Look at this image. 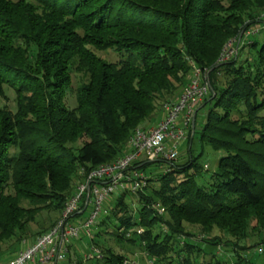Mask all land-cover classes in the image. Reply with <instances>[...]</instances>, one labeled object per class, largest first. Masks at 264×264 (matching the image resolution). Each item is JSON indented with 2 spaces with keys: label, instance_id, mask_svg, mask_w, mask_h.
Returning <instances> with one entry per match:
<instances>
[{
  "label": "trees",
  "instance_id": "1",
  "mask_svg": "<svg viewBox=\"0 0 264 264\" xmlns=\"http://www.w3.org/2000/svg\"><path fill=\"white\" fill-rule=\"evenodd\" d=\"M243 29L234 56L219 62ZM190 62L210 87L196 108L207 107L200 143L224 155L206 174L202 154L188 155L142 190L116 195L94 224L90 241L102 256L90 260L122 264L94 238L108 236L140 246L151 264H223L206 252L216 245L247 264V231L264 228V0H0V99L3 86L15 93V110L0 105V246L48 231L80 170L119 157L186 85ZM75 71L84 80L69 105Z\"/></svg>",
  "mask_w": 264,
  "mask_h": 264
},
{
  "label": "built area",
  "instance_id": "2",
  "mask_svg": "<svg viewBox=\"0 0 264 264\" xmlns=\"http://www.w3.org/2000/svg\"><path fill=\"white\" fill-rule=\"evenodd\" d=\"M248 33V32H247ZM229 41L220 54L223 62L236 50ZM192 71L186 85L173 100L160 105L162 116L152 125L137 127L127 140L123 153L116 159L100 164L89 172L80 170L83 178L76 182L73 193L65 200L59 220L51 228L24 241L6 262L0 264H76L67 261L68 245L80 236H91L94 224L106 209L109 198L124 192L135 193L147 185L143 170L132 168L143 161L169 165L179 156L178 146L194 124L197 106L210 91L208 73L190 62ZM137 166V167H138ZM105 205V206H104ZM156 210L163 212L157 204ZM78 214H82L78 217ZM141 229L137 232L140 234ZM258 253L263 247H258ZM98 248L93 246L84 259L98 257Z\"/></svg>",
  "mask_w": 264,
  "mask_h": 264
},
{
  "label": "rangeland",
  "instance_id": "3",
  "mask_svg": "<svg viewBox=\"0 0 264 264\" xmlns=\"http://www.w3.org/2000/svg\"><path fill=\"white\" fill-rule=\"evenodd\" d=\"M263 17V16H262ZM244 29L240 32V34L238 35V37L232 38L229 41H232L231 43V47L233 48L235 47L237 49V46H234V44L236 43V41L238 42V38L241 37V34L243 33ZM258 31V28H252V29H248V31H246V33H244V37H249L252 38L254 36H250L252 34H256V32ZM247 32L248 33L247 35ZM228 41V42H229ZM233 46V47H232ZM96 53L98 55H100L101 57H107V59H115L117 58L116 56H118L117 54H114L109 51V52H99L96 51ZM236 52H234L233 54H231L227 59H225L224 61L230 60V58L232 56H234ZM223 61V62H224ZM222 62V63H223ZM220 76V75H219ZM221 77V76H220ZM84 80V77L82 76V74L80 72H72V88L71 91L68 92L67 98L69 101V105L73 104L74 102V91L77 85H79V83H82V81ZM4 87V91H5V98H1L0 99V105H6L8 108H10L11 110H15V93L13 91L12 88L7 87V86H3ZM161 105V104H160ZM160 105H158L157 107H160ZM159 109V108H158ZM207 107H202L200 109L197 110L196 113V117H195V124H194V128H193V133L191 135V138L186 137V139L179 144L178 146V153L179 156H177L178 158L175 160V162L177 161L178 163H183L185 162L189 157L188 155L191 156H197L198 154H202L200 156V158L198 159V162L201 164H206L207 165V172H203V174H206L208 172H210L211 170H213L214 167H216V164L218 162V159L224 155L223 151H215L213 150L210 146L205 145L200 143V139H199V130L202 126V124L204 123L205 120V113H206ZM189 131L187 130L186 133H188ZM188 148H189V152H188ZM166 164L162 163V162H153L150 165H147L142 172L145 173L146 177H157L158 175L162 174L165 169ZM113 196L111 198H109L110 202L109 205L110 207H113L114 203H115V199ZM127 201L132 202L135 204L136 202V198H134V196H128L126 197ZM105 206V205H104ZM104 213V212H103ZM46 214V213H45ZM45 214H42L45 217ZM42 216V217H43ZM101 217V215H100ZM41 220V219H40ZM41 222V221H40ZM32 231L36 232L38 229L37 225H31ZM189 230L194 232V234L199 233V230L197 229V226H191L189 225ZM32 232V233H33ZM217 230L214 228L213 231L211 232L212 235H216ZM248 232V237L245 241V244H250L253 245V247L249 248L244 254H243V258H245L247 260V264H264V228L259 227L257 230L255 231H247ZM91 236H80L77 239H74L71 241V243L69 244L68 248V254H67V259L69 262H74L76 264H93L94 260H90L92 258L89 259H84V254L85 253H89V250L91 249V247L95 246L97 247L95 244H93L90 240H91ZM96 238V240L100 241V242H106L107 246H110L111 249L113 251H115L116 253H119L121 255H124V259L121 262L122 264H151L150 259L148 256H146V254L143 252V250L141 249L140 246L138 245H132V244H127L124 242H116L115 239H111L108 238V236L106 237H94ZM202 238H207L205 235L200 234L197 237V240L199 241L198 243L204 246V243L202 240ZM25 241H28L29 239H31V237L25 238ZM12 244V240L10 241H5L1 246H0V262H5V260L9 259L13 253H15L17 251V249L19 248V246L17 245L16 247H11ZM244 244V245H245ZM263 247V252L262 253H258L257 252V248L258 247ZM206 252L208 253V255L210 253H214L217 256V259H219L221 262H223V264H233V262L235 261V256L233 255L232 252H230V250H225V248L223 246L220 245H216L215 247H209L206 246ZM98 251H99V256H102L101 253V248L97 247ZM96 257V256H95ZM242 264H245L244 262Z\"/></svg>",
  "mask_w": 264,
  "mask_h": 264
},
{
  "label": "crops",
  "instance_id": "4",
  "mask_svg": "<svg viewBox=\"0 0 264 264\" xmlns=\"http://www.w3.org/2000/svg\"><path fill=\"white\" fill-rule=\"evenodd\" d=\"M181 92V91H180ZM161 116H162V112H161V110L159 109L158 110V112L156 113V115H155V117L154 118H152L151 119V121L149 122V123H147L146 125H152V124H154L158 119H160L161 118ZM145 125V126H146ZM13 256V255H12ZM11 258V257H10ZM9 258V259H10ZM8 260V259H7ZM7 260H5V262L7 261ZM4 262V261H3Z\"/></svg>",
  "mask_w": 264,
  "mask_h": 264
},
{
  "label": "water",
  "instance_id": "5",
  "mask_svg": "<svg viewBox=\"0 0 264 264\" xmlns=\"http://www.w3.org/2000/svg\"><path fill=\"white\" fill-rule=\"evenodd\" d=\"M217 65H215L214 67H216ZM194 125V124H193ZM193 127V126H192Z\"/></svg>",
  "mask_w": 264,
  "mask_h": 264
}]
</instances>
